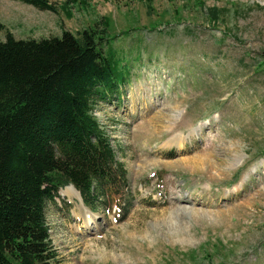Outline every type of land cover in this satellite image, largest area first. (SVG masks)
<instances>
[{
  "label": "rangeland",
  "instance_id": "1",
  "mask_svg": "<svg viewBox=\"0 0 264 264\" xmlns=\"http://www.w3.org/2000/svg\"><path fill=\"white\" fill-rule=\"evenodd\" d=\"M50 1L0 0V24L18 41L105 22L130 64L94 111L127 190L90 206L59 191L54 264H264V0Z\"/></svg>",
  "mask_w": 264,
  "mask_h": 264
},
{
  "label": "trees",
  "instance_id": "2",
  "mask_svg": "<svg viewBox=\"0 0 264 264\" xmlns=\"http://www.w3.org/2000/svg\"><path fill=\"white\" fill-rule=\"evenodd\" d=\"M11 1L57 13L50 0ZM98 27L17 41L0 24V264L55 263L46 213L59 190L72 186L85 206L127 190L94 111L120 100L130 64Z\"/></svg>",
  "mask_w": 264,
  "mask_h": 264
},
{
  "label": "bare ground",
  "instance_id": "3",
  "mask_svg": "<svg viewBox=\"0 0 264 264\" xmlns=\"http://www.w3.org/2000/svg\"><path fill=\"white\" fill-rule=\"evenodd\" d=\"M62 190H64V191H66L67 192V194L69 195V197H72V198H74L75 200H78L79 201V195H78V193L74 190V188L73 187H71V186H68V187H65L64 189H62ZM65 195V194H64ZM77 201V202H78ZM80 203V202H79ZM78 205H80V204H78ZM81 208H82V206H81ZM79 212V211H78ZM93 221L90 219V218H87V221H86V223H85V225H83V226H85V227H87L90 223H92ZM79 229H76V231H78ZM86 244H87V242H86Z\"/></svg>",
  "mask_w": 264,
  "mask_h": 264
}]
</instances>
